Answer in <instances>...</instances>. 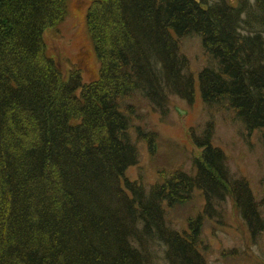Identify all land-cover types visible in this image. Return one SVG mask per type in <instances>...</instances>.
<instances>
[{
    "label": "trees",
    "instance_id": "16d2710c",
    "mask_svg": "<svg viewBox=\"0 0 264 264\" xmlns=\"http://www.w3.org/2000/svg\"><path fill=\"white\" fill-rule=\"evenodd\" d=\"M67 14V0H0V264H151L153 241L168 246L170 264H206L201 216L180 232L165 204L185 203L196 186L206 212L227 196L233 178L213 125L193 133L204 160L195 175L175 170L147 188L125 176L139 152L137 107L123 109L122 99L141 96L162 113L172 94L192 101L179 39L196 33L211 60L199 72L204 102H228L264 135V0H90L100 69L88 82L79 67L65 77L46 51L45 30ZM136 133L154 153L156 132ZM232 187L262 229L248 184Z\"/></svg>",
    "mask_w": 264,
    "mask_h": 264
},
{
    "label": "rangeland",
    "instance_id": "374dc122",
    "mask_svg": "<svg viewBox=\"0 0 264 264\" xmlns=\"http://www.w3.org/2000/svg\"><path fill=\"white\" fill-rule=\"evenodd\" d=\"M252 1V0H251ZM90 0H67L68 14L57 27L45 30L46 51L60 65L65 77L74 67L83 69L84 81L99 77L100 63L87 26ZM180 51L189 60V70L195 78L193 100L179 94L169 97L165 113L155 109L141 96L122 99L123 109L134 104L137 109L130 129L139 152V162L130 166L125 176L137 179L150 188L175 170L190 175L198 171V161H204L203 148L193 139L213 125V144L223 149L233 181L221 203L206 212L209 199L203 188L196 186L183 204L166 209V223L183 232L191 219L201 216V233L197 248L206 264H264V227L255 228L239 209L240 200L233 195L232 184L239 188L248 184L264 218V135L260 129L248 130L228 102L208 107L199 84V72L211 64L199 34L189 33L179 39ZM182 108V109H181ZM156 132V150L151 153L147 143L138 139L137 128ZM194 129V132L191 129ZM122 184L124 178L121 180ZM154 255L151 264H170L166 258L168 246L162 241L151 243Z\"/></svg>",
    "mask_w": 264,
    "mask_h": 264
}]
</instances>
